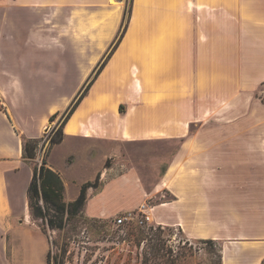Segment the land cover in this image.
<instances>
[{
    "label": "crops",
    "instance_id": "1",
    "mask_svg": "<svg viewBox=\"0 0 264 264\" xmlns=\"http://www.w3.org/2000/svg\"><path fill=\"white\" fill-rule=\"evenodd\" d=\"M210 2L219 5V0H133L126 33L64 124L63 140L76 135L127 145L178 140L165 171L156 179L148 177L154 169L145 164L129 165L114 174L116 163L106 168V175L111 176L100 189L89 191L83 212L100 217L145 206L153 221L180 228L189 239L219 242L220 264H262L264 145L248 141L251 126L241 129V125L229 124L237 136L226 135L225 127L214 122L199 125L194 133L188 127L193 117L203 116L204 110L196 112L194 105L200 102L202 108L208 101V78L203 76L202 64H197L196 71H201L198 77L193 74L195 65L178 54L193 50L190 23L194 17L201 20L200 7ZM115 3L0 0V61L9 53L14 60L0 65V86L57 85L75 77L70 82L74 89L69 102L91 78L118 30L124 3ZM92 21L100 23L91 25ZM81 36L88 39L85 45L79 44ZM60 51L63 56L70 55V60L56 55L50 64L48 53ZM148 78L158 95L145 96L137 89L135 81L142 85ZM124 88L129 89L128 95ZM65 106L46 112L39 119L37 134L28 132L17 118L18 129L11 126L8 131L12 144L1 145L0 138V264H26L11 246L19 240L5 238L8 228H1L2 219L11 211L6 169L25 162L22 136L39 138L50 116ZM14 115L11 109L7 114L0 109V119L7 123L18 117ZM2 161L16 162L1 167ZM150 180L148 190L146 182ZM80 185L73 198H65L67 201L77 196ZM163 191L169 192L168 200L147 203ZM95 201L102 206L99 211L93 210ZM47 251L45 244L44 264Z\"/></svg>",
    "mask_w": 264,
    "mask_h": 264
},
{
    "label": "rangeland",
    "instance_id": "2",
    "mask_svg": "<svg viewBox=\"0 0 264 264\" xmlns=\"http://www.w3.org/2000/svg\"><path fill=\"white\" fill-rule=\"evenodd\" d=\"M112 1L116 5L115 0ZM123 3L124 10L118 30L104 57L94 67L95 70L103 61L105 65L107 57L112 55L126 33L133 0H123ZM200 8L203 9L201 20L194 17L190 23L193 50L189 49L178 54L188 63L195 65L193 74L195 75L196 72L198 77L201 71L199 69L196 71V68L202 64L203 76L208 78V101L203 102L202 108L200 102L194 105L196 112L204 110L203 116L191 119L193 122L188 124L189 131L194 133L199 125L214 122V125L219 123L218 125L225 127L226 135L233 136L235 130L229 128V124L241 125V129L244 126L247 128L251 126L247 129L248 141L264 145V0H219L218 6L210 2ZM125 12L126 29L121 40L115 45ZM99 23L92 21L91 25ZM80 42V45H85L88 39L81 36ZM22 45V40H18V46ZM9 54L3 55L0 65H8L14 61ZM56 55L67 60L70 57L67 53L63 56L62 51L50 52L48 53L50 64ZM94 73L95 71L89 80L92 78L94 80L96 76ZM52 81L54 80L50 77L49 83ZM71 81L74 82L75 77L73 80H66L67 83L57 85L0 86V109L6 114L11 109L14 116H18L16 119H10L8 123L0 119L1 145L12 144L8 131L12 127L18 129L17 118L24 123L28 132L37 134L39 119L46 112L66 105L62 112L53 121L48 120L40 131L42 148L37 152L36 159L41 162V159L45 158L49 165L61 173L67 185L65 198H73L79 185L85 181H93L97 174H99V184L103 185L111 176L106 175V168L114 163L116 164L112 174L129 165L145 164L149 168L153 166L154 169V173L148 177L156 179L162 175L170 156L178 147V140L127 145L112 142L107 138H86L76 135L48 147L47 139L58 129L63 111L79 90L88 83L87 81L80 86L72 99L67 102L74 89ZM135 83L137 89L145 96L159 94L149 78L142 85L139 81ZM191 87L194 92L195 81ZM124 90L128 95L129 89L124 88ZM120 110L124 112V108ZM15 162L11 161L9 162L11 164H8L2 161L1 167L13 165ZM32 165L29 161L27 163L22 161L6 169L5 178L9 183L7 192L11 211L10 215L4 216L1 221V228H8L5 238L10 241L19 240V243L11 246L12 248L15 246L18 257L26 261V264H44L45 244L52 256L51 264L54 263L53 256L56 254L57 264H143L151 238L160 232L158 227L162 230V242L170 252L166 257L171 258L164 264H172V257L176 254L179 255L177 264H220L218 249L221 246L217 241L206 243L189 239L180 228L157 223L152 218L151 224L147 223L142 228V235L138 234L137 229H134L135 222L144 213L139 212V209L134 210L137 216L130 221L131 225L117 226L114 223L118 215L124 214L122 212L100 217L89 216L83 212L82 215L71 219L63 230L47 228L43 233L38 226L41 222L34 220L28 211L26 212V190ZM4 170L2 169V173ZM151 184L152 180L146 182L148 190ZM92 190L94 189H88V193ZM169 198V192L163 191L150 198L147 203L153 205ZM92 205L93 210L99 211L102 207L97 201ZM147 209L146 207L145 210Z\"/></svg>",
    "mask_w": 264,
    "mask_h": 264
},
{
    "label": "trees",
    "instance_id": "3",
    "mask_svg": "<svg viewBox=\"0 0 264 264\" xmlns=\"http://www.w3.org/2000/svg\"><path fill=\"white\" fill-rule=\"evenodd\" d=\"M126 15L127 14L125 12L121 24V30L117 37L115 45L118 44L125 32L127 24ZM112 51L113 48L111 52ZM111 52L108 54V56L111 54ZM103 62L99 65L96 70L94 69V76L97 75L102 69L104 65ZM92 80L93 78L89 80L88 83L79 90V92L75 95V97L71 100L69 105L63 111L62 120L59 124L58 129L47 139L49 148L54 144H59L60 142H62L64 138L63 126L70 118L72 113L75 111L83 97L86 95ZM58 114V111L55 112L50 116L49 119L53 121ZM40 141L41 138H30L24 135L21 138L22 158L26 163L27 161H29L31 164H33L31 167L30 180L26 190L27 209L29 215L34 220H39L41 222V224H39L38 226L43 233L46 232L47 228L60 231L66 227V225L71 219L83 214V209L88 198V189L92 188L94 190H98L101 188L102 185L99 184V174H97L93 181L89 180L83 182L80 185L77 196L74 199L67 201L64 195L65 185L59 172L54 170L47 163L45 158H42L41 162H38L36 160L38 154L37 152L42 148V146H40ZM135 223L136 225L134 229H137L138 234H141V230L146 226V223L140 224L138 223V219ZM126 225L131 224L129 222ZM158 230L160 232L154 238H151L148 251L144 256L143 264H164L168 262V259H171L170 257H166V254H168L169 249H166L165 244L162 242V230L160 229V227H158ZM199 240L206 243H212L213 241H216L213 239ZM220 250L221 248L218 249L219 262L221 258ZM51 259L52 256L50 255V251L48 250L46 253V263L51 264ZM53 259V264H57V254L53 256ZM178 261L179 255L176 254L174 257H172L171 263L177 264ZM262 264H264V260L262 261Z\"/></svg>",
    "mask_w": 264,
    "mask_h": 264
},
{
    "label": "built area",
    "instance_id": "4",
    "mask_svg": "<svg viewBox=\"0 0 264 264\" xmlns=\"http://www.w3.org/2000/svg\"><path fill=\"white\" fill-rule=\"evenodd\" d=\"M145 206L139 208V212L143 211L144 213L140 216V218L138 219V223L143 224V223H148L151 224V220L149 219L150 212H149V208L147 210H145ZM124 214L118 215L115 218V224L117 226H125L127 223H129L130 221L134 220V218L137 216L134 210H129V211H125L122 212Z\"/></svg>",
    "mask_w": 264,
    "mask_h": 264
},
{
    "label": "bare ground",
    "instance_id": "5",
    "mask_svg": "<svg viewBox=\"0 0 264 264\" xmlns=\"http://www.w3.org/2000/svg\"><path fill=\"white\" fill-rule=\"evenodd\" d=\"M149 219L151 220V217L149 216Z\"/></svg>",
    "mask_w": 264,
    "mask_h": 264
}]
</instances>
